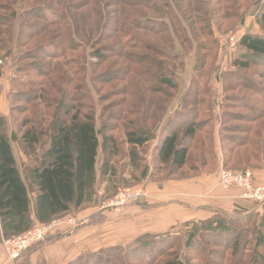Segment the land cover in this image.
Masks as SVG:
<instances>
[{"label": "rangeland", "instance_id": "rangeland-1", "mask_svg": "<svg viewBox=\"0 0 264 264\" xmlns=\"http://www.w3.org/2000/svg\"><path fill=\"white\" fill-rule=\"evenodd\" d=\"M44 1L57 9L62 6L69 12L75 26L72 32L88 45L80 51H65L62 56L49 57V54L63 53L61 47L57 49L53 45L63 42L62 33L64 31L65 36L70 26L60 27L31 16L35 7L33 0L19 3L0 0V39L4 38L9 48L17 46V52L36 53L35 58L22 61L28 69L17 74L14 56L7 54V48L0 43V114L7 118L8 131H15L18 137L27 128L40 134V143L29 158L21 146L14 143L15 155L25 176V164L33 165L38 158H43L54 123L69 119L65 110L67 104L73 103L72 84L76 88L82 87L85 93L88 86L90 92L87 94L92 97L83 96L79 102L85 105V111L95 112L98 124L105 125L107 134L119 143L118 155L109 159L107 165L106 155H101L98 166L101 174L97 175L93 191L82 208L110 209L119 213L135 202L119 211L104 206L129 187H148L144 184L147 181H188L204 173L213 174L216 165L210 158V149L215 121L217 129H221L219 137L222 139L219 140L226 161L225 165L218 163L214 175L219 187L224 189L217 175L222 167L241 172L250 169L253 173L261 170L254 168L264 166V64L257 61L248 70L237 73L242 79L225 73L235 71L233 61L247 53L240 47L241 40L235 45L230 42V34H239L245 28V34L250 30L264 35L260 18L264 13V0H153L154 8L142 0ZM6 2L15 4L17 10L8 23H5V16L11 12ZM59 13V10H53L51 17L57 20ZM153 24L159 26L158 30L152 28ZM94 51H99L101 56L94 55ZM148 57L162 61L163 67H153ZM41 65L50 69L47 75L41 73ZM161 74L172 77L177 87L168 89L161 85L158 82ZM26 76L32 81L26 82ZM17 77L24 81H15ZM226 79L229 87H225ZM211 104L212 109L207 112L206 108H211ZM181 108H184L182 111L199 112L200 128L188 143V164L173 172L155 160L154 146L167 117L174 116ZM143 126L151 136L156 132L157 139L151 137L144 147L128 144L127 132ZM205 157V166L200 167ZM147 164L154 172L143 180L141 173ZM254 181L264 193V181L256 176ZM146 197L149 196L143 198ZM261 208L264 212V201ZM74 214L76 212L62 214L54 220L65 215L63 218L68 219ZM194 228V224H178L160 234L158 242L145 243L151 245L150 250L140 249L141 253L135 257L128 256L130 243L124 242L121 252L128 256L124 264H166L165 261L172 260L175 255L185 264L188 259L189 264L252 263L249 248L255 241L244 245L247 248L245 257L242 254L237 257L236 250L226 245V241L229 243L235 238L231 236L222 242L221 233L214 240L210 238L211 232L204 233L202 241L188 245V232ZM260 237L257 246L263 259L260 264H263L264 231L260 232ZM4 239L0 237L3 255ZM149 240L150 237L141 239L138 247ZM99 261L98 264H120L118 260L111 263L105 253Z\"/></svg>", "mask_w": 264, "mask_h": 264}, {"label": "trees", "instance_id": "trees-1", "mask_svg": "<svg viewBox=\"0 0 264 264\" xmlns=\"http://www.w3.org/2000/svg\"><path fill=\"white\" fill-rule=\"evenodd\" d=\"M22 1L16 0L17 3ZM33 1L35 2L33 4L35 7L34 14L31 16L60 27L66 24L70 26V31L65 36L63 34L64 31L62 33L63 42L53 45L57 49L61 47L63 53L59 55L49 54V57L62 56L65 51H80L84 45H88L75 32H72L71 29L75 28L73 19L71 14L65 12L62 6L57 9L44 0ZM142 2L150 4L153 8L156 6L153 0H142ZM6 4L9 12H11L5 16V23H8L9 19L13 20V16L14 14L16 15L17 10L14 7L15 4L10 2L9 4L6 2ZM53 10L60 11L57 20L51 17ZM260 18L264 26V13ZM157 27H159L157 24H153L152 28L158 30ZM0 43L1 46L3 45V48H7V54L14 56L15 72L17 74L28 69L27 65L22 63L23 60L36 57L35 52H17L18 47L15 45L13 48H9L2 37ZM240 47L244 48L247 53L235 58L233 61L235 71L225 73L233 74L238 79H242L243 77H240V74L237 73L248 70L255 62L262 61L264 64V35L252 33L248 30L241 38ZM94 55L100 57L101 53L94 51ZM148 60L151 61V65L155 68H162L164 65L162 61H156L152 57H148ZM49 70L47 65H41V73L47 75ZM26 78V82L32 81L29 76H26ZM15 81L24 80L17 77ZM158 82L168 89L177 87L172 77L163 74H161ZM227 82L228 79H226L225 87L226 85L228 87L230 85ZM71 89L70 95L72 96L71 100L73 103L67 104L65 110L66 114L70 116L69 119L67 117L60 122L54 123L50 143L43 158H38L33 165L25 164L26 176L21 170V166L15 155L14 143L17 142L27 158H29L31 153H35L36 147L40 143V134L32 128H27L21 137H18L15 131H8L7 118L0 114V229L3 239L21 234L37 223H49L62 214L77 212V210L83 207L90 193L93 191L92 188L94 187L97 175L101 174L98 169L101 155H106L105 165H107L108 160H111L112 157L117 156L119 153V143L116 138L107 134L108 129L105 125L98 124L94 115L95 112L85 111V105L81 101L79 102L83 96L85 98L92 97V95L87 94L90 92L88 86L86 85L87 93L83 91L82 87L76 88L73 84L71 85ZM212 106L211 104V108H206L207 112H209V109H212ZM183 107L185 108V105ZM184 108H181V110L177 109L174 116L169 115L167 117L164 126L161 128L159 140L154 148L155 160L161 167L171 169L173 172L184 169L188 164V143L196 137V133L200 128L197 121L199 112L182 111ZM142 124H144V121ZM219 132H221V129ZM150 133L143 126L140 129L128 131L126 140L131 146L144 147L151 137L152 139H157L156 132H153V136ZM216 133L217 122L215 121L212 127V146L210 149V158L215 160L216 165L214 171H217L219 163L215 147ZM243 144L240 143L238 145ZM222 149L224 159V148ZM205 160L206 157L200 167L205 166ZM224 162H226L225 159L223 160ZM150 169V165L147 164L141 173V179H146L154 172L153 169L151 171ZM254 169H264V166ZM210 210L212 215L208 218L184 223L185 225L194 224L196 227L188 232V245L197 240L202 241L205 238L204 233L211 232V240H214L213 238H216L221 233L222 237L220 239L222 242L224 239L226 240V238L233 236L235 239L229 243L226 241V245L236 250L237 257L240 254L245 257L247 255L245 253L247 248L244 245L253 240L255 243L249 248L250 256L252 257V263L250 264H260L263 259L258 253L259 247L257 246V242L261 238L260 232L264 231V212L257 210L245 212L242 210L232 212L222 209ZM160 236L145 234L128 242L130 243L128 245V256L135 257L139 255L141 253L140 249L150 250L151 245L147 246L145 243L151 242L153 244L152 241L156 243L158 242L157 238ZM149 237V241L144 242L138 247L141 239ZM122 248L123 245L118 244L101 248L95 252H87L68 264H98L101 262L99 261L100 256L104 253L111 258V263L118 260L120 264H124V260L128 256L121 252ZM189 260H187L188 264ZM165 263L185 264L184 261L178 259L177 255L172 260H166ZM19 264L22 263L20 262Z\"/></svg>", "mask_w": 264, "mask_h": 264}, {"label": "crops", "instance_id": "crops-1", "mask_svg": "<svg viewBox=\"0 0 264 264\" xmlns=\"http://www.w3.org/2000/svg\"><path fill=\"white\" fill-rule=\"evenodd\" d=\"M218 132L219 128L215 147L219 163H222L223 153ZM215 172L184 179L188 181H147L144 184L148 186L149 197L128 205L119 213L102 208L79 209L74 214L79 222L72 230L49 235L45 241L29 249L21 263L68 264L87 252L131 242L145 234H165L178 224L208 218L211 216L210 209L244 212L263 210V202L243 198L239 190L219 187L214 178ZM254 173L258 180L264 181V169L255 170ZM0 237H3L1 229ZM0 253V264H7L5 255Z\"/></svg>", "mask_w": 264, "mask_h": 264}, {"label": "built area", "instance_id": "built-area-1", "mask_svg": "<svg viewBox=\"0 0 264 264\" xmlns=\"http://www.w3.org/2000/svg\"><path fill=\"white\" fill-rule=\"evenodd\" d=\"M245 34V28H242L238 33L230 34V42L235 45L239 43L242 36ZM219 183L224 189L237 188L241 190L243 197L253 199L258 202L264 201L263 188L255 184L254 173L248 169L246 171H231L225 167L220 168ZM148 187L135 186L125 189L115 197L108 200L104 206L106 208H113L119 211L125 205L131 202H138L141 198L149 196ZM79 220L76 217L59 218L49 223H37L27 231L13 235L4 239V255L7 264H19L24 254L31 248L42 243L46 238L55 233L58 229L63 227H70L72 230L78 224ZM85 223V221H82Z\"/></svg>", "mask_w": 264, "mask_h": 264}]
</instances>
